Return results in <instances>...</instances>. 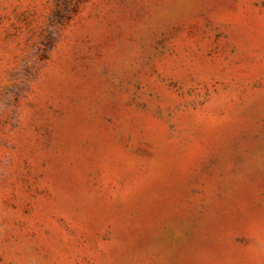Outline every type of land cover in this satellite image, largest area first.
<instances>
[{"label": "rangeland", "instance_id": "374dc122", "mask_svg": "<svg viewBox=\"0 0 264 264\" xmlns=\"http://www.w3.org/2000/svg\"><path fill=\"white\" fill-rule=\"evenodd\" d=\"M0 264H264V0H0Z\"/></svg>", "mask_w": 264, "mask_h": 264}]
</instances>
